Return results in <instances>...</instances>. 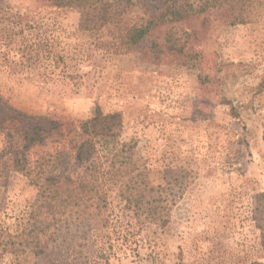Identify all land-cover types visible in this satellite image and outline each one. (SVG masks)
<instances>
[{"label":"rangeland","instance_id":"374dc122","mask_svg":"<svg viewBox=\"0 0 264 264\" xmlns=\"http://www.w3.org/2000/svg\"><path fill=\"white\" fill-rule=\"evenodd\" d=\"M0 2L24 17L0 25V98L73 125L119 113L132 175L154 187L167 219L137 217L111 191L103 226L46 227L51 216H39L30 235L36 190L0 172V264H264V0H236L242 24L215 11L176 25L195 31L196 67L156 58L152 37L124 54L100 49L72 7ZM141 16L137 5L124 20Z\"/></svg>","mask_w":264,"mask_h":264},{"label":"trees","instance_id":"16d2710c","mask_svg":"<svg viewBox=\"0 0 264 264\" xmlns=\"http://www.w3.org/2000/svg\"><path fill=\"white\" fill-rule=\"evenodd\" d=\"M37 2L56 9H77L82 30L94 36L95 46L100 49L124 54L152 37L151 50L156 58L174 57L191 67L197 66L192 60L197 55L190 43L195 31L176 25L215 11L221 15L223 23H243L233 13L236 0ZM137 5L142 8V16L133 24L126 23L125 15ZM23 20L24 17L10 13L0 2V25L18 26ZM155 34L157 36L153 37ZM34 45L41 51L47 43ZM122 129L119 113L103 114L97 110L93 117L73 125L63 119L11 108L0 98V132L5 141L0 151V172L21 174L36 190L29 218L30 235L40 223L39 216H51L46 227L58 224L80 228L103 226L107 220L102 211L107 206V193L111 191H116L117 198L137 217L165 225L166 209L157 206L159 200L150 193L154 187L141 186L137 176L132 175L135 169L133 147L120 140ZM260 229L264 230V225ZM28 245L36 244L30 240Z\"/></svg>","mask_w":264,"mask_h":264}]
</instances>
